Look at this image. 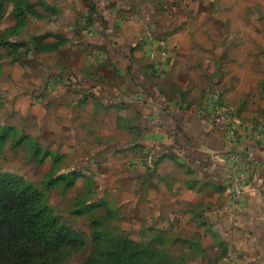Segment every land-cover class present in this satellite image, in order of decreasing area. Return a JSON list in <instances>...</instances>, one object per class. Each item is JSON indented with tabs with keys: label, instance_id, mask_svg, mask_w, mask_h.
Masks as SVG:
<instances>
[{
	"label": "rangeland",
	"instance_id": "rangeland-1",
	"mask_svg": "<svg viewBox=\"0 0 264 264\" xmlns=\"http://www.w3.org/2000/svg\"><path fill=\"white\" fill-rule=\"evenodd\" d=\"M30 1L38 14L9 38L52 33L49 40L61 46L20 61L0 46V123L28 137L4 146L0 172L44 187L51 172L76 170L77 183L48 189V198L62 220L88 238L91 219L99 217L108 238L123 233L146 246L163 243L165 254L184 264H218L214 241L202 236L205 201L159 171L179 147L150 141L141 120L150 100L181 98L191 112L214 92L223 102L218 89L227 82L241 88L231 100L244 106L247 120L264 119V0ZM12 7L8 2L0 36L15 24ZM170 55L184 62L182 97L160 85ZM199 59L210 68L202 75L186 67L196 68ZM243 179L234 183L244 189ZM78 198L99 206L76 214ZM233 200L238 206L240 198Z\"/></svg>",
	"mask_w": 264,
	"mask_h": 264
},
{
	"label": "crops",
	"instance_id": "crops-1",
	"mask_svg": "<svg viewBox=\"0 0 264 264\" xmlns=\"http://www.w3.org/2000/svg\"><path fill=\"white\" fill-rule=\"evenodd\" d=\"M174 38L173 44L178 39ZM170 43L167 41L168 47ZM183 65L179 57L173 59L170 55L164 72L158 74L160 85L169 96L182 97ZM186 67L201 75L210 69L200 59L196 68ZM226 81L225 77L224 84ZM219 90L225 100L222 102L214 92L209 102L202 101L197 112L187 109L181 98L175 104L163 98L161 102L166 104L149 99L151 105L145 108L141 121L148 129L146 136L150 141L179 147V152L162 161L159 171L172 179H181L184 191L201 195L200 199L205 201L207 218L201 224H207V230L202 236L214 241L218 264H264V119L249 122L244 116L247 113L242 111L244 106L232 102V94H240V87L232 88L227 82ZM215 105L222 107L221 114ZM171 150L172 146L166 152ZM170 165H176L178 170L172 171ZM191 173L193 180L189 179ZM239 176L244 177V191L236 206L232 187Z\"/></svg>",
	"mask_w": 264,
	"mask_h": 264
},
{
	"label": "trees",
	"instance_id": "trees-1",
	"mask_svg": "<svg viewBox=\"0 0 264 264\" xmlns=\"http://www.w3.org/2000/svg\"><path fill=\"white\" fill-rule=\"evenodd\" d=\"M8 2L13 4L15 24L0 36V46L13 60L20 61L28 53L60 49L59 42L49 40L52 33L33 36L30 41L11 40L9 36L19 33L38 10L30 0H0V23ZM27 139L15 127L0 123V153L10 140L22 144ZM78 175L76 170L66 174L53 171L40 187L15 173L0 172V264H184L165 254L163 243L155 241L146 246L123 233L106 237L99 217L91 219L90 238L64 222L50 204L47 191L59 184L65 188L74 186ZM83 203L77 199L74 213L89 214L99 206Z\"/></svg>",
	"mask_w": 264,
	"mask_h": 264
},
{
	"label": "built area",
	"instance_id": "built-area-1",
	"mask_svg": "<svg viewBox=\"0 0 264 264\" xmlns=\"http://www.w3.org/2000/svg\"><path fill=\"white\" fill-rule=\"evenodd\" d=\"M163 43V42H161ZM162 45V44H160ZM215 108H216V111L218 113H222L223 112V109L221 106H218V105H215ZM225 111V110H224ZM224 118V117H223ZM242 190V191H241ZM244 191V189L242 188V186L240 185V188L234 183L233 187H232V195L233 197L237 200L240 196V194Z\"/></svg>",
	"mask_w": 264,
	"mask_h": 264
}]
</instances>
